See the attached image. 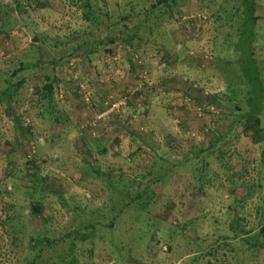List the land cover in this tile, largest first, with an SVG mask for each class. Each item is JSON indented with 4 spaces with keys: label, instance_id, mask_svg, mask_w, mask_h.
<instances>
[{
    "label": "rangeland",
    "instance_id": "1",
    "mask_svg": "<svg viewBox=\"0 0 264 264\" xmlns=\"http://www.w3.org/2000/svg\"><path fill=\"white\" fill-rule=\"evenodd\" d=\"M91 1L99 14L130 5ZM207 1L180 2L160 30L157 17L143 21L141 57L122 45L113 57H72L59 65L56 114H64L67 134L32 110L44 68L22 73L27 82L16 101L0 100V264H24L38 240L54 245L44 248L43 264L72 244L80 264H264L259 249L244 253L247 235H237L240 228L253 235L264 213V185L258 186L264 135L247 127L244 102L235 99L242 107L236 114L225 95L237 66L225 57L226 29L217 32L208 19ZM82 4L21 0L17 8L0 0V8L14 5L15 13L7 32L0 31V70L55 52L48 40L43 50L32 48L35 35L66 42L72 32H86ZM259 22L256 58L264 78V16ZM87 71L90 83L81 89L70 81ZM128 92L131 106L94 122ZM28 160H35L33 167ZM250 185L252 196L244 201ZM139 191L144 197L136 204Z\"/></svg>",
    "mask_w": 264,
    "mask_h": 264
},
{
    "label": "trees",
    "instance_id": "2",
    "mask_svg": "<svg viewBox=\"0 0 264 264\" xmlns=\"http://www.w3.org/2000/svg\"><path fill=\"white\" fill-rule=\"evenodd\" d=\"M81 1L83 2L82 9L84 11L82 16L83 20L89 24L86 32L83 34H79L77 31L72 32V36L68 37L69 40L66 42L62 39H49L47 35H43L42 37L35 35L34 41L36 44L35 46L32 45V48L41 51L44 49L42 45L48 40L51 42V47L53 46L56 48L55 52L47 54L46 57H36L31 62L21 63L18 68L11 69L7 66L4 67L7 68V70H0L3 72L2 78L0 77V100L9 103L16 101L21 89L27 82L28 76L22 75L26 69L44 68L46 70V80L43 83L42 90L39 92V98L33 102V105L31 104L32 110L37 108L39 115L46 118L48 121L50 120L51 123H60L62 125L61 133L63 134H67L66 118H64V114H56V107L58 104L55 102L54 96L55 86L59 82L57 75L59 65H69V61L72 57H79L83 61H90L93 55L100 53H104L107 57H113L115 48L121 47L122 45L130 48L131 52L134 53V57L136 54L141 57L139 55V50L142 45L145 44L144 42L147 41H144V37L142 36V30L140 28L141 23L157 17L155 19H159L160 25H158L156 29L160 30L164 24H167L164 20H167V18L174 19L172 8L178 6L180 2L185 3V0H139V3L133 6V2L130 0L128 2L130 5L126 6L127 10L120 12V10L116 8L110 12V9L105 8V11H100L99 14L98 8L91 0ZM13 2L17 8L21 6V0H13ZM207 2H209V4L207 3L208 8L213 9V16L208 15V19L215 20L217 32L221 31L223 28L226 29V33L223 34L224 43L228 42L230 48L226 52L225 57L226 59L233 60L229 65L234 64V66H237V71L233 76V80L228 84L225 95H227L232 103H235L236 100L244 102L245 113L243 112L242 115L243 117L245 116L248 123L247 127L253 130L258 136L264 135V128L262 127V116H264V78L261 68L259 67V61L256 58V51H258L259 42L262 38L258 24L264 16L259 13V9L264 7V0H208ZM165 10L168 11L166 14L167 16L162 14ZM135 12L138 15L141 14L144 16L143 20L136 19ZM14 15V5L0 8V23H3V28H0V31L7 32L5 29L6 23L10 22L11 17ZM132 20H135V22L132 23ZM76 40H78V42H75ZM72 43L77 44L73 49H70V52L67 49L60 51L62 47L71 45ZM158 47L162 48L161 46ZM216 50L218 51V49ZM134 57L130 59L132 62H134ZM89 73L90 72L87 71L83 76L76 78L75 74H71L73 78H70V81H74L80 88V85L84 84L86 81L90 83L88 79ZM105 93L107 95V92ZM240 95H243V98H240ZM124 97L128 100L129 92L124 94ZM129 106H131V104L128 100V107ZM103 110H105V108H101L99 112ZM234 110H236L235 113L237 114L238 111L242 110L241 105L235 103ZM201 151L202 150L198 151L197 155ZM29 157L33 159L35 156ZM49 159L51 158L49 157ZM34 163L35 160H28L26 164L29 167H33L32 165ZM263 167L264 158L260 168L263 169ZM263 185L264 177L258 186L263 187ZM200 187H202V184ZM252 191V185H250L248 187L247 198L244 201H246L249 196H252ZM142 192L143 191H139L132 197L133 200L137 201L136 204L143 199L144 195H142ZM147 204L148 201L144 202V205H142L143 210L146 209ZM262 209H264V207ZM38 210L39 206L33 207L34 212ZM252 231L253 230L248 231L244 228H240L237 232V235H247L243 238V241L246 243L244 253L249 254L251 250L257 248L264 255V213L259 222L258 230L253 235L251 234ZM75 235L78 236V230H76ZM90 235L92 238V233ZM47 246L49 248L45 247L43 244L41 245L38 240V246L34 244L33 247L28 249L24 264H43L41 258L43 257L44 248L52 249V247H54V245ZM45 264H80V262L75 255L74 245L72 244L69 252L58 253L51 263L48 262Z\"/></svg>",
    "mask_w": 264,
    "mask_h": 264
},
{
    "label": "built area",
    "instance_id": "3",
    "mask_svg": "<svg viewBox=\"0 0 264 264\" xmlns=\"http://www.w3.org/2000/svg\"><path fill=\"white\" fill-rule=\"evenodd\" d=\"M87 93L88 92H86V90L84 89L85 100L89 101V99L87 97ZM127 107H128V100L126 97H120L118 100L111 101L108 110L106 112H103V113H100L99 115H97L94 122H99L101 120L108 118L107 117L108 114H115L119 111H124L125 109H127ZM85 127L86 126H84L82 128H85Z\"/></svg>",
    "mask_w": 264,
    "mask_h": 264
},
{
    "label": "crops",
    "instance_id": "4",
    "mask_svg": "<svg viewBox=\"0 0 264 264\" xmlns=\"http://www.w3.org/2000/svg\"><path fill=\"white\" fill-rule=\"evenodd\" d=\"M119 88V87H118ZM111 90H113V91H118L119 89H116V88H112ZM111 90H110V92H111Z\"/></svg>",
    "mask_w": 264,
    "mask_h": 264
}]
</instances>
